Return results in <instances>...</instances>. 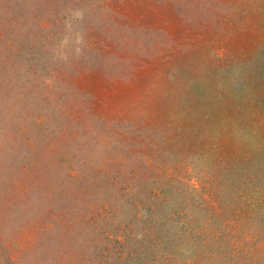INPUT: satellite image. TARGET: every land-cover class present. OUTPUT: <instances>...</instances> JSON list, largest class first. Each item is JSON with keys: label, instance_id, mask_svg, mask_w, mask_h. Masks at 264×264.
Wrapping results in <instances>:
<instances>
[{"label": "rangeland", "instance_id": "1", "mask_svg": "<svg viewBox=\"0 0 264 264\" xmlns=\"http://www.w3.org/2000/svg\"><path fill=\"white\" fill-rule=\"evenodd\" d=\"M0 264H264V0H0Z\"/></svg>", "mask_w": 264, "mask_h": 264}]
</instances>
